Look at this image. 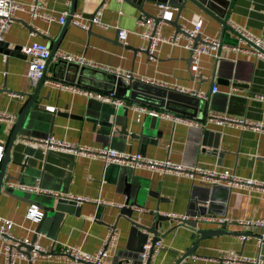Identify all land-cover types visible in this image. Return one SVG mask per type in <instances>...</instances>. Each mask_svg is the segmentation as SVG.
Instances as JSON below:
<instances>
[{"label":"crops","instance_id":"obj_1","mask_svg":"<svg viewBox=\"0 0 264 264\" xmlns=\"http://www.w3.org/2000/svg\"><path fill=\"white\" fill-rule=\"evenodd\" d=\"M15 1L28 4L32 0ZM181 1H184L182 8H179V4L168 3V8L159 9L157 5L160 2L143 0L140 10L131 1L126 0H73L72 14H79L82 22L88 24L89 16L99 10L100 20L108 27L102 28L92 24L88 31L68 21L58 40L55 53L83 56L86 62L109 70H125L130 72L133 78L157 81L165 84L166 88L178 86L187 91L208 93L214 86L216 91L206 99V115L229 114L264 124V102L256 98V95L264 94V61L243 50L247 48V43L238 40L236 33L231 30V25H234L264 41V0L214 1L223 6V21L226 27L222 26L215 16L206 14L186 0ZM36 2L40 4L41 10L53 19L47 21L31 18L25 11H16L2 36V41L10 48L13 45L22 46L36 41L48 44L50 49L52 41L58 35L63 24H60L57 18L64 11L68 13L70 0ZM141 14L160 18L163 21L161 33L164 36L178 31L180 26L191 28L198 23L199 38L195 42H199L202 37L219 39L220 46L215 53L212 52L216 56L201 54L196 63L191 62L189 51L183 47V37L179 38L178 44L159 43L152 53V59L143 52L135 54V50L145 44L135 34L140 30L135 21ZM113 26L129 31L125 43L118 40ZM26 59L21 51L12 55L0 52V112L16 116L25 104L27 94L34 89V84L25 76ZM56 60L53 56L47 65L45 77L48 79L54 80L52 76L57 74L53 67ZM222 77L227 78L228 82L221 83L219 78ZM67 84L72 86L45 84L41 87L38 96H47L46 100L40 103L41 107L56 110L61 115L53 118L50 133H46L45 128L41 134L29 136V139L53 136L89 147H108L120 152H138L152 159H169L186 167L228 170L238 177L264 182V136L260 131L221 126L205 122L204 117L196 119V126L172 122L165 117H137L136 111L127 107L126 116L120 113L115 117L114 128H119L125 121L128 132L138 133L142 126H146L144 132L147 137L140 136L130 140L128 136L118 138L114 135L111 141L101 143L86 116L91 117L92 107L107 102L77 92L75 88L104 92L68 82ZM94 85L99 86L95 83ZM12 125L8 121L0 120V143L4 146ZM204 130L217 134L218 147L215 151L211 146L214 136H203ZM24 146L28 145L20 140L14 143L10 150L12 161L23 160ZM26 164L27 169L20 175L18 182L4 180L2 189L11 182L22 186L36 185L45 193L16 188H13L11 194L0 191V216L11 220V233L21 240L29 241L37 230L34 244L48 248L53 253L48 257H38L30 263L26 256H19L13 264H69L55 254L58 246L66 244L87 253H95L108 226H114L117 233L115 244L108 251V259H122L127 264H138L132 255L144 239V230L131 229L124 218L116 219L117 208L125 199L122 173L126 171L132 173L136 184L156 191L158 195V199L146 197L143 207L140 208L141 212L133 213V219L139 223L149 225L153 217L151 213L155 210L160 215H190L194 210L195 213L199 212L192 201L197 194V191L193 190L197 182L183 176L144 168L130 169L115 164L104 168L97 158L56 152L42 154L37 149L32 157L27 158ZM17 173L18 167L8 164L5 174L16 176ZM228 189L227 193L223 189L216 193V198H225L223 203L215 200L210 206V211L205 207L202 213L234 220L264 217L262 191L237 186ZM68 195L84 196L99 202H75L72 210L68 207L65 211H45V205L39 202L40 199L46 201L49 197L65 198ZM107 202L115 205H107ZM28 207L42 210L43 215L39 222H31L24 217ZM187 222L190 223L191 220ZM179 224L181 223L169 219L161 222L157 236L164 247L156 254L152 264H218L217 258L224 253L249 258L259 257L264 260V240L258 246L255 238L260 233L259 229H243L231 223L223 225V233L202 237L192 253L181 258L198 235L195 233L192 239L194 230ZM196 228L218 230L221 226L198 223ZM147 237L152 235L147 233ZM193 257L195 259H192ZM0 264H3L1 256Z\"/></svg>","mask_w":264,"mask_h":264},{"label":"built area","instance_id":"obj_2","mask_svg":"<svg viewBox=\"0 0 264 264\" xmlns=\"http://www.w3.org/2000/svg\"><path fill=\"white\" fill-rule=\"evenodd\" d=\"M102 6V5H101ZM168 3H158L157 7L159 9L168 8ZM41 6L36 0H32L28 4L17 3L15 0H3L0 4V40L3 34L6 32L9 24L12 22L13 15L16 11H25L31 18H41L44 20H52L53 17L45 14L41 10ZM68 13L66 11L62 12L57 18L60 24H63ZM69 22L82 29L87 30L89 25H96L102 28L108 27L107 24L103 23L99 18V10L88 18V24L80 20L79 14H71ZM135 24L140 28L135 34L145 42L141 44L138 48L139 50H147V57L152 59V53L154 52L156 46L159 43H170L178 44L180 37L185 39L183 47L189 51L190 60L193 63L197 62L198 56L201 54L216 56L215 51L220 46L219 39L202 37L199 42H194L193 37L195 34L199 33V24L195 23L191 28L185 26H180L179 30L164 36L161 33V26L163 21L160 18H153L144 15H139L136 18ZM116 31V36L118 40L125 43L126 37L128 35V30L124 28H119L113 26ZM231 30L236 33L238 40L247 43V48L243 49L251 53L255 58L264 61V41L260 38L254 37L251 34L245 32L241 28L231 25ZM20 51L24 54L26 59V69L25 76L34 84L43 73L45 60L49 56V48L44 42L32 41L27 44H23L20 47ZM56 59H61L66 62L74 63L77 65L88 66L90 68H97L104 71H109L116 76L122 77L123 79H128L131 77V73L120 69H108L102 66H97L96 64L86 62L83 56H73L70 54H65L61 52L54 53ZM140 81L147 82L149 84L166 88L165 84L158 83L157 81L148 80L140 78ZM45 84H54L61 86H72L64 82L57 80L46 79ZM168 88V87H167ZM77 92H82L92 98L97 100L115 104V105H125L127 107L133 108L136 111L137 117L140 115H147L151 117H165L170 119L172 122L184 123L187 125L196 126L198 120L194 118L185 117L180 114L172 113L162 109H156L146 105L140 104H127L122 99L113 96L112 94L100 93L85 88H75ZM173 89L179 93L186 94L189 96H195L201 100H206L211 93L216 91V87H212L208 93L204 92H192L187 91L182 87L175 86ZM256 98L264 102V94L256 95ZM16 116L5 114L0 112V120H5L14 123ZM205 122L215 123L221 126H233L240 129L249 128L252 130H257L262 132L264 136V124L260 122H250L244 118H239L229 114L220 113H209L204 117ZM22 142L25 145L31 146L39 150L42 154L48 152H56L62 154H79L85 155L91 158H97L102 162V166L105 168L110 164L122 165L130 169L144 168L151 171H157L162 173H172L175 175L186 177L192 181L197 182V184L202 185H224L227 187L237 186V187H251L260 190L264 193V182H259L254 179L241 178L228 170H215L206 169L199 166L186 167L181 163L173 162L169 159H152L145 157L138 152H120L113 148H101V147H89L78 142H67L54 138L53 136H46L45 138L37 139H24ZM4 151V145L0 143V161ZM7 187L16 188L22 191H28L33 193H45L44 190L40 189L38 186H22L16 185L8 182ZM57 196L56 193H53ZM68 200L75 202H95L98 203L97 199L86 198L84 196H73L68 195L65 197ZM107 205L114 206L115 204L107 202ZM120 206V205H119ZM43 215L42 210L36 207H28L25 211L24 217L31 222H39ZM167 219L179 223H188V220L198 223H209L222 226L228 223L235 224L243 229L257 228L260 233L257 235L256 244L258 246L264 240V217L262 218H251V219H230L225 216L212 215L208 213L197 212L195 215L187 214H176V213H166L164 215ZM13 223L11 220L0 216V256L2 257L3 264H13L15 258L19 256H25L20 250L23 248L21 244H27L28 241L21 240L20 238L14 236L11 233V227ZM243 238V236H241ZM117 238V233L111 226L107 227L106 234L102 238L101 244L95 253H87L71 245L61 244L58 246L55 254L63 258L69 264H76L77 262H82L84 264H127L126 261L120 260H109L108 251L113 247ZM152 237H147L146 241L141 246V251L138 253L140 263L139 264H152L156 254L163 249V244L161 240L156 239L151 240ZM18 248L20 250H18ZM48 248L42 247L37 244H33V248L29 253L27 260L32 262L38 257H48L52 254ZM192 259H195L193 257ZM218 264H264V260L255 257L249 258L241 255H235L233 253H224L217 258Z\"/></svg>","mask_w":264,"mask_h":264},{"label":"water","instance_id":"obj_3","mask_svg":"<svg viewBox=\"0 0 264 264\" xmlns=\"http://www.w3.org/2000/svg\"><path fill=\"white\" fill-rule=\"evenodd\" d=\"M126 1H131L138 7V9L142 10L141 2L143 0ZM146 1L179 4V8H182L184 6V1L181 0ZM186 1L194 4L206 14L212 17L215 16L218 20H220L222 26L226 27V23L225 21H223L225 13L223 11L224 9L222 8L223 6L221 4L215 3L214 1L216 0ZM72 12L73 0H70L68 15L63 25L61 26L58 35L52 41V44L49 49V56L45 60L42 76L34 83V89L27 94V100L21 110L16 115V118L12 125L0 161V191L2 192L10 194L12 193L13 188L11 187H6L2 189L3 181L9 179L10 181L18 182L20 175L27 169V158L32 157L36 150L31 146H24L22 150V154L24 156L23 160L21 162H15L10 159V150L14 143L17 140H20L22 142V140L24 139H29V136L39 135L45 130V128V132L50 133L53 118L55 116L61 115V113L56 110L42 108L40 103L43 100H46L47 96H38V93L41 87L45 85L44 81L47 79L45 77V71L47 69V65L54 56L58 40L60 39V36L62 35L65 25L69 21ZM90 17H92V15L89 16V18ZM87 30L90 31V25ZM198 38L199 35L195 34V36L193 37L194 42ZM20 47V45H13L10 48L6 42L2 41V39L0 40V52L6 55H12L17 51H20ZM139 52H143L147 55L146 49L139 50V48H137L135 50V54ZM53 67L55 68V73L57 71V74L52 76L54 80L64 83L68 82L90 89L93 88L96 90H100L104 93L112 94L113 96L122 99L127 104L146 105L149 107L166 110L172 113L188 116L195 119L206 116V100H201L194 96L182 94L173 89L155 86L147 82L140 81L139 79L133 78L132 76L125 80L122 77L116 76L111 73H106L86 66H80L74 63L66 62L61 59H57ZM219 81L221 83H227L228 79L222 77L219 78ZM94 83L99 86H95ZM120 113H123V116H126L127 106L115 105L111 103H102L91 108V117L88 118L86 116V120L92 124L93 131H95V133L98 135L99 139L101 140V143L103 141H111L114 135H117L118 138H125L128 136L130 140L132 138L138 139V137L140 136L147 137V134L144 132L146 131V126H142L138 133L128 132L126 130L125 121H123L119 125V128H114V125L116 124L115 117ZM75 117L80 118V116ZM211 134L214 136V141L211 142V146L213 148V151H215L218 147L216 141L217 134H214L210 130L203 131V136L207 137ZM156 138L157 135L155 139ZM155 139H153V141ZM8 164H12L18 167V173L16 176L5 174ZM122 181L124 182L125 199L123 204L117 208L116 219L120 217L124 218L130 224L131 229L144 230V239L141 242L140 247L134 250V253L132 255V258L137 259L139 264L140 260L138 253L141 251L142 244L146 241L147 233H150L152 235V241L158 239V229L161 228V222L167 220V218L164 215H160L157 210H155V212L151 213L153 217L149 225H143L137 220L133 219V213L141 212L140 208L143 207L146 197H154L158 199V195L156 191H150L147 188L143 187V185L136 184L131 172H123ZM219 189L225 190L226 193L229 190L227 186L217 184L210 186L197 184L196 186H193V190L197 191V194L195 195V199H193L192 201L194 206H197L199 212H202L205 207H207V211H210V206H212V202L215 200H218L222 203L225 201V198H223V196L222 198H216V193ZM49 198L50 199H46V201L42 199H40L39 201L43 202V204L45 205V211H65L66 209H68V207H71L72 210V207L75 206V201L57 197ZM192 215H195V210L193 213L190 214V216ZM179 225L189 226L194 230L191 235L192 239L194 238L195 233L198 235V237L194 239L192 246L181 255V258L185 257L186 255H190L195 245L202 237L223 233L224 227L222 225L221 228L218 230H202L196 228V223L194 221L185 224L181 223ZM111 227L114 228V226ZM36 233L37 230L34 231L33 237L28 241L27 244L20 245L22 248H24L23 250H20L18 248V250H20L27 258L29 257V253L33 248ZM128 258L130 257L128 256Z\"/></svg>","mask_w":264,"mask_h":264},{"label":"clouds","instance_id":"obj_4","mask_svg":"<svg viewBox=\"0 0 264 264\" xmlns=\"http://www.w3.org/2000/svg\"><path fill=\"white\" fill-rule=\"evenodd\" d=\"M3 3V0H0V4H2Z\"/></svg>","mask_w":264,"mask_h":264}]
</instances>
